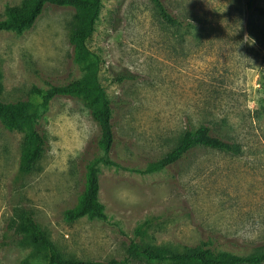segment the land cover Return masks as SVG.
I'll list each match as a JSON object with an SVG mask.
<instances>
[{"label":"rangeland","instance_id":"obj_1","mask_svg":"<svg viewBox=\"0 0 264 264\" xmlns=\"http://www.w3.org/2000/svg\"><path fill=\"white\" fill-rule=\"evenodd\" d=\"M24 1L33 0H0V22ZM162 2L181 26L164 23L151 0H103L89 43L113 102L115 164L103 160L99 127L77 97L43 105L33 94L88 73L68 39L76 8L49 5L22 34L0 30L2 101L26 103L46 139L35 171L22 174L32 125L22 120L24 132L10 131L0 120V264H44L28 261L31 249L21 244L16 223L26 212L66 259L122 261L131 239L178 253L208 242L234 255L264 254V0L252 10L248 0ZM201 126L241 153L200 147L141 173ZM92 165L108 220L70 222Z\"/></svg>","mask_w":264,"mask_h":264},{"label":"trees","instance_id":"obj_2","mask_svg":"<svg viewBox=\"0 0 264 264\" xmlns=\"http://www.w3.org/2000/svg\"><path fill=\"white\" fill-rule=\"evenodd\" d=\"M103 0H33L24 1L19 6H8L6 14L9 21L0 22V30H16L22 34L34 27L47 6L74 7L76 14L69 27L68 39L73 47L75 61L83 65L87 63L89 70L86 76L66 85L51 86L47 91L34 89L47 105L58 96L77 97L91 111V115L99 127V146L104 151L103 160L107 164H115L110 159L116 138L114 125L113 102L102 84L95 58L89 43L95 33L96 24L100 18ZM256 0H248L247 6L252 10ZM155 5L162 21L170 26H181L182 22L175 18L166 8L162 0H151ZM255 23H253L254 26ZM123 78H120V81ZM4 86L0 80V120L10 131L24 132L22 120L32 125V132L25 134L21 143L20 172L28 175L35 171L46 150V139L35 127V114L29 112L26 103H5L2 101ZM210 148L238 155L240 146L226 142L211 133V129L201 126L186 130L179 145L164 158L150 162L141 173L153 174L165 170L183 160L189 152L196 148ZM100 182L99 170L96 165L89 166L86 175V185L80 204L77 208L67 211L66 217L73 222L84 216L92 219L107 221L105 207L99 201ZM17 231L22 235L21 244L31 249L28 261H42L44 264H130L140 261L145 264H263L264 254L239 256L224 251H218L211 243L203 242L196 248L178 253L168 248L144 246L136 239L127 244V257L122 260L108 262H90L66 259L54 247L53 243L41 230L30 212L18 215Z\"/></svg>","mask_w":264,"mask_h":264},{"label":"clouds","instance_id":"obj_3","mask_svg":"<svg viewBox=\"0 0 264 264\" xmlns=\"http://www.w3.org/2000/svg\"><path fill=\"white\" fill-rule=\"evenodd\" d=\"M249 39V36L248 35H245L244 37V41L247 42V40ZM255 43V41L253 40V44Z\"/></svg>","mask_w":264,"mask_h":264}]
</instances>
